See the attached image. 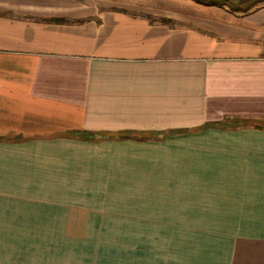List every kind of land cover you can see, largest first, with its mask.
Instances as JSON below:
<instances>
[{
  "label": "crops",
  "instance_id": "0c3cea01",
  "mask_svg": "<svg viewBox=\"0 0 264 264\" xmlns=\"http://www.w3.org/2000/svg\"><path fill=\"white\" fill-rule=\"evenodd\" d=\"M0 264H264V6L0 0Z\"/></svg>",
  "mask_w": 264,
  "mask_h": 264
},
{
  "label": "trees",
  "instance_id": "16d2710c",
  "mask_svg": "<svg viewBox=\"0 0 264 264\" xmlns=\"http://www.w3.org/2000/svg\"><path fill=\"white\" fill-rule=\"evenodd\" d=\"M196 3L206 6H216L221 9H224L230 13L245 16L253 11L259 9L264 6V0H192ZM247 120H233L230 121L232 123V127H238L239 125L247 124ZM234 125V126H233ZM258 127H263L262 125H257ZM231 127V126H230ZM85 140H93L95 139V135H83L81 136Z\"/></svg>",
  "mask_w": 264,
  "mask_h": 264
},
{
  "label": "rangeland",
  "instance_id": "374dc122",
  "mask_svg": "<svg viewBox=\"0 0 264 264\" xmlns=\"http://www.w3.org/2000/svg\"><path fill=\"white\" fill-rule=\"evenodd\" d=\"M119 1H130V0H119ZM137 1V0H135ZM138 1H143V0H138ZM144 1H148V2H156L158 4H168L169 2L171 3L172 0H144ZM188 1H192V0H188ZM194 2V1H192Z\"/></svg>",
  "mask_w": 264,
  "mask_h": 264
}]
</instances>
